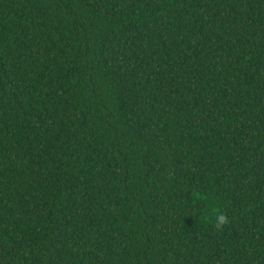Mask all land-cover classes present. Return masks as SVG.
I'll return each instance as SVG.
<instances>
[{
    "label": "trees",
    "instance_id": "obj_1",
    "mask_svg": "<svg viewBox=\"0 0 264 264\" xmlns=\"http://www.w3.org/2000/svg\"><path fill=\"white\" fill-rule=\"evenodd\" d=\"M0 264H264V0H0Z\"/></svg>",
    "mask_w": 264,
    "mask_h": 264
},
{
    "label": "clouds",
    "instance_id": "obj_2",
    "mask_svg": "<svg viewBox=\"0 0 264 264\" xmlns=\"http://www.w3.org/2000/svg\"><path fill=\"white\" fill-rule=\"evenodd\" d=\"M207 219V217H205ZM230 222L229 217L224 212H217L216 213V222L214 224L215 229L223 230V226Z\"/></svg>",
    "mask_w": 264,
    "mask_h": 264
}]
</instances>
